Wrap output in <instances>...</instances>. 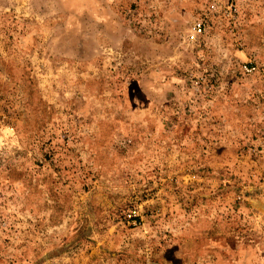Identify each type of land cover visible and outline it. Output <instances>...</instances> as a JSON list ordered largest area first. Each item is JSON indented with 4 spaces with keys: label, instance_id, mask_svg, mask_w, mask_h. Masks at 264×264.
I'll return each mask as SVG.
<instances>
[{
    "label": "rangeland",
    "instance_id": "rangeland-1",
    "mask_svg": "<svg viewBox=\"0 0 264 264\" xmlns=\"http://www.w3.org/2000/svg\"><path fill=\"white\" fill-rule=\"evenodd\" d=\"M0 264H264V0H0Z\"/></svg>",
    "mask_w": 264,
    "mask_h": 264
},
{
    "label": "built area",
    "instance_id": "built-area-1",
    "mask_svg": "<svg viewBox=\"0 0 264 264\" xmlns=\"http://www.w3.org/2000/svg\"><path fill=\"white\" fill-rule=\"evenodd\" d=\"M248 1L250 0H229V3H230V7L233 8L235 11H237L238 5L245 4ZM205 32H206V25L204 21H202L201 19L197 20L192 27L191 38L193 42H199L200 39L204 36ZM241 70L245 75L248 76L257 73V67L252 64L242 65Z\"/></svg>",
    "mask_w": 264,
    "mask_h": 264
}]
</instances>
